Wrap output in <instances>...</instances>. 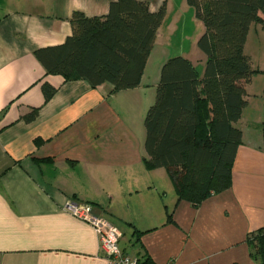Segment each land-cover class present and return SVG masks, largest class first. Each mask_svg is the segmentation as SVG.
Returning a JSON list of instances; mask_svg holds the SVG:
<instances>
[{"label": "crops", "instance_id": "0c3cea01", "mask_svg": "<svg viewBox=\"0 0 264 264\" xmlns=\"http://www.w3.org/2000/svg\"><path fill=\"white\" fill-rule=\"evenodd\" d=\"M112 1L0 0V264H109L93 227L65 211L67 202L91 204L138 261L258 264L247 236L264 223V82L254 92L253 74L246 85L230 188L194 207L177 200L164 168L144 165V115L169 37L179 33V55L203 69L196 42L204 27L186 0H141L151 12L164 6L165 15L135 88L64 82L36 59V49L71 34L74 11L104 16ZM259 30L251 24L245 51ZM44 82L56 88L46 101Z\"/></svg>", "mask_w": 264, "mask_h": 264}, {"label": "trees", "instance_id": "16d2710c", "mask_svg": "<svg viewBox=\"0 0 264 264\" xmlns=\"http://www.w3.org/2000/svg\"><path fill=\"white\" fill-rule=\"evenodd\" d=\"M204 30L196 45L205 57L200 70L184 56L168 58L160 69L154 102L144 116V165L164 168L177 200L194 207L231 187L232 167L242 132L234 126L246 105L253 74L245 44L251 24L264 31V0H186ZM165 15L146 1L115 0L104 16L74 11L71 34L59 45L34 51L47 75L84 80L112 91L139 85L156 32ZM262 16V17H261ZM44 100L56 88L42 85ZM34 109L25 116L31 121ZM264 150V125L262 126ZM249 255L264 264V223L247 236ZM139 264H152L147 258Z\"/></svg>", "mask_w": 264, "mask_h": 264}, {"label": "built area", "instance_id": "2783aa9c", "mask_svg": "<svg viewBox=\"0 0 264 264\" xmlns=\"http://www.w3.org/2000/svg\"><path fill=\"white\" fill-rule=\"evenodd\" d=\"M63 209L93 227L99 238L100 249L109 264H139L137 258L131 257L121 250L119 229L107 219L95 215L91 204L67 202Z\"/></svg>", "mask_w": 264, "mask_h": 264}, {"label": "rangeland", "instance_id": "374dc122", "mask_svg": "<svg viewBox=\"0 0 264 264\" xmlns=\"http://www.w3.org/2000/svg\"><path fill=\"white\" fill-rule=\"evenodd\" d=\"M191 29V28H190ZM253 31V29H252ZM253 33V32H252ZM252 35V34H251ZM262 35V36H261ZM168 42V50L169 51V58L179 55L180 53V47H181V37L179 36V33L170 36ZM171 43V45H170ZM198 49V48H197ZM198 52L201 53V51L198 49ZM250 56V61L253 66V68H260L261 71L254 74L253 78V85H254V92L260 91V86L263 85L264 82V31L259 30V36L258 38L253 39L252 36H250L246 51ZM202 54V53H201ZM154 102V101H153ZM145 116V115H144Z\"/></svg>", "mask_w": 264, "mask_h": 264}]
</instances>
